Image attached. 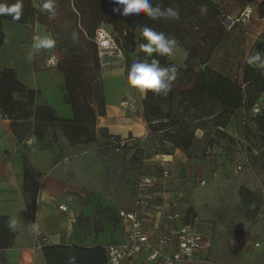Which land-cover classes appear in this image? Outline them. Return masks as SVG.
<instances>
[{
  "label": "crops",
  "instance_id": "0c3cea01",
  "mask_svg": "<svg viewBox=\"0 0 264 264\" xmlns=\"http://www.w3.org/2000/svg\"><path fill=\"white\" fill-rule=\"evenodd\" d=\"M211 2L221 7L222 4L232 3V0ZM35 4L37 3H34L36 7ZM36 8L40 9L39 6ZM39 12L48 15L43 8ZM48 16L50 20L56 19L55 15ZM245 26H249L244 37L247 55L254 49L255 53L264 52V18L260 16L257 4L250 23ZM3 28L5 41L0 50V73L5 68L14 70L19 81L35 92V105L50 106L59 118L73 119V109L66 102L65 78L58 65L50 66L47 60L46 67L35 71V55L31 61L26 59L34 37L53 38L51 31L36 20L29 24L3 21ZM52 49L53 47L41 51ZM263 95L264 93L260 99ZM14 98L24 100L23 95L18 93L14 94ZM107 98L109 99L108 96ZM120 101L121 99L115 101L116 110L112 113L107 103L106 116L100 117L97 122L96 141L88 144H70L64 136L61 140H39L34 134L33 116L18 120L0 116V217L8 218V222L15 219L18 225L15 230L10 229L13 233L12 246L1 250L5 252L9 264H47L42 250L46 246L101 247L106 251L109 264L107 248L125 242L129 225L119 217V212L137 209V186L135 199L132 201L126 198V193H129L126 187L106 188L93 182L92 177L97 172L96 166L91 165L96 160V154L102 150L101 144L106 142L101 131L108 130L111 137L133 139L129 145L137 143L135 137L146 138L150 131L144 117L139 122H134V125L128 121L117 125L113 117H121ZM123 104L126 106L125 102L120 106L123 107ZM245 112L244 108L236 112L225 130L226 133L234 132ZM130 133H134L135 137L130 138ZM156 139L162 140L157 136ZM172 153L145 154V172L141 175H158L163 170L162 166L171 170V179L147 190L146 194L151 198L150 204L139 209L150 215L146 218L145 227L153 235V248L161 254L152 260V252L147 250L132 259L124 260L122 264H161L165 256L176 252V244H159L160 237L164 234L165 221L162 213L172 211L174 203H178L184 223L191 222L193 217L198 218L205 240V249L197 252L190 261L181 264H264V206L255 216L242 218L235 223L222 217L223 210L217 206V197L206 201V194L213 189L206 185L217 180L220 176L218 171L205 169L206 163H209L206 158L188 159L179 149H174ZM26 161L41 174L34 220L23 194ZM197 166L204 170H197ZM238 166L240 164L234 168L236 174L239 173L236 169ZM246 178L243 183H246L247 188L264 199V148L255 150L252 172ZM202 181H206V184L202 185ZM120 195L124 196L123 200ZM61 206L66 207V211L61 210ZM229 223L230 226L239 228L235 229L237 232L224 229ZM35 228L41 233L40 237Z\"/></svg>",
  "mask_w": 264,
  "mask_h": 264
},
{
  "label": "trees",
  "instance_id": "16d2710c",
  "mask_svg": "<svg viewBox=\"0 0 264 264\" xmlns=\"http://www.w3.org/2000/svg\"><path fill=\"white\" fill-rule=\"evenodd\" d=\"M44 1L22 0L19 20H13L9 15H0V50L5 41L3 21L28 24L36 20L54 36L62 17H67L73 20L70 27L72 33H78L79 44L73 61L63 60L59 63V69L65 78L66 102L73 109V119L59 118L50 106L35 105V92L19 81L14 70L5 68L0 73V116L9 120L33 116L34 134L37 139H44L50 129H55L70 144H88L96 141L98 119L106 116V99L96 83L101 68L95 38L96 31L103 25L111 27L117 34L115 42L124 55L128 71L134 63L131 57L133 54H136V62L145 58L149 62L151 59H156L163 67L175 65L178 68L176 80L166 95L146 93L143 101L144 118L152 134L161 137L174 149L182 151L188 159L204 157L216 140L224 136V131L240 109L249 111V116L255 117L259 130L264 132V111L258 115L252 113L260 95L264 93L263 72L246 63L240 82L238 79L226 77L207 65L212 49L201 44L205 38L217 31L222 16L220 7L211 0H151L153 6L159 5L163 9L173 8L180 13L179 19L158 20H152L145 14L128 17L117 14L113 9L119 7L122 11L123 5H116L112 0H59L54 3L53 12L46 10L48 15L56 16L55 20H50L48 15L41 14L34 6L36 2L42 7ZM0 3L12 5L16 0H0ZM202 6L207 7L206 13L201 12ZM259 13L264 18V2L259 4ZM144 26L164 32L178 41L183 42L186 38H190L193 43L192 52L199 54L201 52V57L198 61H195L196 57H191L185 67L170 63L166 57L155 53L147 57L140 48V44L147 43L142 35ZM36 55L35 71L39 69ZM243 84L248 88H243ZM17 93L23 95L24 100H15L14 94ZM94 101L98 102L99 110L94 107ZM200 130L204 132L203 140L207 144L198 152L196 133ZM105 144L110 146L109 141ZM135 144L127 145L122 150H129ZM40 178L41 174L26 161L23 194L33 220L37 210ZM239 195L249 207L252 206V201L255 202V215L264 206L262 197L245 186L240 187ZM7 224L8 218L0 217V250L10 248L13 243V233ZM42 250L47 264H68L70 255L76 256L77 264H107L106 251L101 247L46 246Z\"/></svg>",
  "mask_w": 264,
  "mask_h": 264
},
{
  "label": "rangeland",
  "instance_id": "374dc122",
  "mask_svg": "<svg viewBox=\"0 0 264 264\" xmlns=\"http://www.w3.org/2000/svg\"><path fill=\"white\" fill-rule=\"evenodd\" d=\"M58 1L54 0V3ZM262 2L264 0H232V3L222 4L219 8L222 11V16L217 31L205 38V41L201 44L212 49V55L207 64L208 66L228 78L238 79L242 82V71L244 65L247 63V58L255 54V49L249 55H247L245 50L244 37H246L249 26L237 24L232 30L228 31L223 26L222 21L225 16L237 17L246 7L251 6L252 9H255V4L259 6ZM37 4H35L36 7L39 6V10H41V5L39 3ZM241 8L243 9L240 11ZM34 22L32 21V23ZM72 23L73 20L62 17L59 27L55 29V35L53 36L55 40L53 49L50 51H40L36 55V62L39 69L43 66L46 67L47 60L52 56L58 61V68H60L59 63L63 60L73 61L74 55L77 53L76 49L79 41L78 39L75 41L72 39V31L70 30ZM102 28L115 40L117 34L111 27L103 25ZM32 34L33 31L31 30L30 36ZM176 41L177 45L172 53L161 55L166 57L168 62L185 67L191 57H196L195 61L199 60L201 52L200 54L199 52H192L193 43L190 38H186L183 42ZM131 57L136 62V54L131 55ZM99 60L101 71L96 83L105 96L106 113L107 103L108 109L112 113L113 110H116L114 107L115 101L121 99L119 102V109L122 111L121 117L115 116L113 119H115L117 125L125 123L126 121L134 125V122H139L141 117H144L143 101L146 93H142L129 84L127 79L128 64H126L124 55L119 49L118 51H109L101 58L99 57ZM243 88L247 89L248 86L243 84ZM260 97L257 103H264V95L262 99ZM124 102L126 106L121 107L120 104ZM93 105L97 110L100 109L97 101H94ZM249 114V111H246L242 116L241 123L239 124L237 122L234 132L226 133L224 131V136L216 140L214 146L208 150L204 157L200 158L208 159L207 162L209 163H206V170H216L220 175L217 180L211 181L206 185L213 187L211 192L206 194V201L212 200V197H217V206L223 210L222 217L233 220V223L237 220H242V218L255 216V202L252 201V206L249 207V204L244 203L239 195L240 187H247L243 181H246V175L252 172V157L255 155V150L260 151L264 148V132L259 130L258 125L255 123V117H250ZM244 116H247L246 121L243 120ZM240 133L241 135L239 136L242 137V142L239 143L237 140L239 136L237 134ZM101 134L106 141H110L113 138L109 136L108 130L101 131ZM133 134H129L130 138L131 136L132 138L135 137ZM45 138L61 140L62 134L55 129H50ZM135 138L137 140V143L134 142L136 143L135 145L129 150H121L119 152L103 142L101 144L102 150L96 154V160L91 164L92 167L96 166L95 170L97 172L92 177L93 182L106 188L109 186L111 188H117L118 186L126 187L129 190V193H126V198L132 201L135 199L138 181L145 172L143 168L144 155L147 154L150 156V154L172 153L174 151L172 145L156 139V135L150 131L146 138ZM203 138L204 132L201 130L197 131L196 149L198 152L207 144ZM239 164L243 169L236 174L234 168ZM199 168L200 170H204L203 167H196L197 170ZM123 197L120 195L122 200ZM7 227L9 228L8 224ZM224 229H227L228 232H237L235 229L239 228L236 226L232 227L229 223ZM0 264H9L5 252L1 250Z\"/></svg>",
  "mask_w": 264,
  "mask_h": 264
},
{
  "label": "built area",
  "instance_id": "2783aa9c",
  "mask_svg": "<svg viewBox=\"0 0 264 264\" xmlns=\"http://www.w3.org/2000/svg\"><path fill=\"white\" fill-rule=\"evenodd\" d=\"M253 14L254 9L249 6L242 10L237 17L225 16L222 24L230 31L237 24L248 25ZM95 41L98 45L100 58L109 51H118L115 40L102 27L96 31ZM48 65L55 67L58 65V61L54 56L48 59ZM252 110L253 115L261 114L264 111V103H257ZM246 119L247 116H244L243 120L246 121ZM237 140L239 143L242 142V137L239 136ZM131 141L134 140L129 138L120 140L111 138L109 143L115 151L119 152L129 145ZM162 169L160 175L142 176L139 179L137 185L138 195L135 202L137 209L119 212V217L128 223L129 227L126 230L123 244L111 245L107 248L109 264H122L124 260L132 259L147 250H151L150 258L152 260L160 256V251L152 246V233L145 227L146 218L150 217V215L147 212L145 214L140 212L139 209L146 208L150 204L151 198L146 194L149 188L161 185L171 179V170L166 166H162ZM241 169V166L237 167V171ZM201 184L205 185L206 181H202ZM60 209L66 211L64 206H61ZM172 209L170 212L162 213L165 221L163 224L164 234L161 235L159 244L160 246L176 244L177 250L174 254L165 256L161 264H181L184 261H190L197 252L205 249V240L200 230L198 218L193 217L191 222L184 223L178 203H174ZM35 231L37 236L40 237L41 233L39 230L35 228ZM256 246H259V244H256Z\"/></svg>",
  "mask_w": 264,
  "mask_h": 264
},
{
  "label": "clouds",
  "instance_id": "9594fccd",
  "mask_svg": "<svg viewBox=\"0 0 264 264\" xmlns=\"http://www.w3.org/2000/svg\"><path fill=\"white\" fill-rule=\"evenodd\" d=\"M116 5H123V9L116 7L113 11L124 17L139 16L145 14L152 20L165 19H179L180 13L173 8L163 9L161 6H153L151 0H112ZM43 9L53 12L54 0H45ZM22 11V0H16L15 4L8 5L0 3V15H9L13 20H19ZM202 13L207 12V7L202 6ZM142 35L147 43L140 44L141 50L151 57L154 53L158 55H168L173 52L177 41L174 37L167 36L164 32H158L154 29L144 26L142 28ZM73 41L78 39V33H72ZM55 44L54 38L50 36L34 37L31 50L27 53L26 59L31 61L37 53L42 49H51ZM247 63L264 72V52H256L247 58ZM178 68L175 65L163 67L156 59L149 60L147 58L142 61L134 62L127 74L129 84L140 90L142 93L152 92L154 94H167L171 88L172 83L176 80ZM10 229L17 228L15 219H10L8 222ZM68 264H77L75 255H70Z\"/></svg>",
  "mask_w": 264,
  "mask_h": 264
}]
</instances>
